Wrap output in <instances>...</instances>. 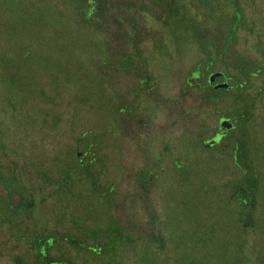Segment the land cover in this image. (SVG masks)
I'll return each instance as SVG.
<instances>
[{"label":"rangeland","instance_id":"obj_1","mask_svg":"<svg viewBox=\"0 0 264 264\" xmlns=\"http://www.w3.org/2000/svg\"><path fill=\"white\" fill-rule=\"evenodd\" d=\"M193 2L238 27L215 104L171 20L143 18L146 67L125 71L126 23L0 0V264H264V0Z\"/></svg>","mask_w":264,"mask_h":264},{"label":"trees","instance_id":"obj_2","mask_svg":"<svg viewBox=\"0 0 264 264\" xmlns=\"http://www.w3.org/2000/svg\"><path fill=\"white\" fill-rule=\"evenodd\" d=\"M81 2L82 6L85 7V9L90 8L92 13V17L96 19L95 22H92L95 26L99 27L102 22L104 21H110V22H120L117 24V28L119 27V24L126 23L127 28L129 29L127 32L119 30L118 37H120L123 42L124 39H128L131 41L132 49L130 51H126L122 55L129 54V61L125 65V67L121 68L122 70L129 71L135 69L136 71L140 70L139 66L146 67V65H143L144 61L140 60L139 57L142 56V50L139 49L138 45L140 43V37L141 35L145 36L146 32L149 30L145 28L144 24L142 23L143 18L147 15L149 17L154 18L156 22H159V26L157 29H153L155 32L160 28H164V34L165 36L171 37V32L168 30V24L169 20L172 21V23L175 26H179L182 31L187 35V38L182 40L181 42L184 43L185 41L194 44L199 52V59L196 63L197 66H193V68L190 70V76L192 78V82L187 81L186 84H192L197 87H201V84L203 83V78L201 75H209L211 72L217 71L213 70V62L214 65L217 61H219V58L222 61H227L230 59V56L233 57V53H229V48L232 45V39L233 35L237 31V24H234L228 32V35L224 38L220 35L219 27L218 25H213L208 18V12L207 7L204 3H198L197 5H194L193 0L188 1L187 3H179L177 6H175L176 10L180 12H185L184 17L177 19L171 18L169 16L171 13L167 12L166 3L163 0H78ZM135 1L136 3H133ZM153 6V7H152ZM189 6V8H188ZM84 7H82L84 9ZM77 10H79V14H82V10L80 6H76ZM188 10H190L189 15ZM177 12V13H178ZM125 13V14H123ZM176 13V12H175ZM76 14H78L76 12ZM117 16L120 17V20L117 19ZM81 20L82 17H81ZM118 30V29H117ZM146 30V32H145ZM152 30V28H151ZM151 31L152 33L154 31ZM214 32V34H212ZM162 42V41H161ZM163 43V42H162ZM153 46L157 48V42L155 38L153 39ZM214 53L213 56L210 57V55ZM132 56H131V55ZM230 54V56H229ZM128 56H126L127 58ZM133 57V59H132ZM205 59L206 63L203 67H199L198 65L201 63V61ZM124 60V59H123ZM213 60V62H212ZM141 61V63L139 62ZM146 61V60H145ZM212 62V64H211ZM220 62V61H219ZM145 64H148L146 61ZM144 71H146V75L149 78L152 74L148 72L147 68H143ZM241 71V70H240ZM196 75V77H194ZM198 76V77H197ZM221 76V75H220ZM189 82V83H188ZM227 84V83H226ZM231 85L227 84V87H220V89L230 92ZM205 88V95L207 102L210 104L217 103L220 99L216 98L215 96L212 97V94H214V91L219 92V88L215 89L213 87V83L208 82V76ZM229 121V120H228ZM230 122V121H229ZM231 123V122H230ZM232 127V124H231ZM230 127V128H231ZM79 139V138H78ZM77 155L74 154V157ZM13 192V191H12ZM11 192V194H12ZM10 194V195H11Z\"/></svg>","mask_w":264,"mask_h":264},{"label":"water","instance_id":"obj_3","mask_svg":"<svg viewBox=\"0 0 264 264\" xmlns=\"http://www.w3.org/2000/svg\"><path fill=\"white\" fill-rule=\"evenodd\" d=\"M220 75H221V72H218V71H214V72L210 73V74L208 75V82H209V83H214V82H215V79H216L218 76H220ZM189 81L192 82V78H190ZM213 87H214L215 89L220 88V87H227V84H226L225 82H215V83L213 84ZM219 127L224 128V129H228V128L231 127V123H230L227 119H220V121H219ZM213 143H214V141L210 139V140L206 143V145L209 146V145H211V144H213ZM78 155H79V154H78Z\"/></svg>","mask_w":264,"mask_h":264},{"label":"flooded vegetation","instance_id":"obj_4","mask_svg":"<svg viewBox=\"0 0 264 264\" xmlns=\"http://www.w3.org/2000/svg\"><path fill=\"white\" fill-rule=\"evenodd\" d=\"M211 73H212V72H211ZM219 77H220V76H218L217 78H219ZM217 78L215 79V82H216ZM215 82H214V83H215ZM214 83H213V84H214ZM221 129H222V128H221ZM228 129H229V128H228ZM222 130H223V129H222ZM222 130H221V131H222ZM214 136H215V135H214Z\"/></svg>","mask_w":264,"mask_h":264}]
</instances>
